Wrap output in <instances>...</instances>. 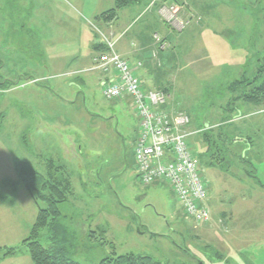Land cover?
<instances>
[{"label": "rangeland", "instance_id": "rangeland-1", "mask_svg": "<svg viewBox=\"0 0 264 264\" xmlns=\"http://www.w3.org/2000/svg\"><path fill=\"white\" fill-rule=\"evenodd\" d=\"M178 1L191 9V25L170 38L177 66L172 54L159 53L176 67L166 77L174 97L169 109L191 117L189 131L197 129L206 145L190 139L198 158L230 173L214 171L224 178L215 196L237 210L227 237L240 239L236 254L219 244L227 233L221 227L206 230L186 217L167 183L139 180L133 152L139 120L130 102L106 98L98 71L66 75L69 59L91 63L94 40H116L129 22L121 15L110 29L93 20L114 0H0V259L22 245L46 208L21 185L17 163L47 176L54 161L67 166L73 185L59 222L67 236L61 244L76 262L136 254L162 264H264V108L239 100V83L257 80L264 66V0H196L187 8V0ZM150 18L142 20L147 28L140 25L146 35L158 30ZM137 27L125 42L135 43ZM206 177L215 190L210 170ZM50 233L42 232L45 246ZM0 264L35 263L22 247Z\"/></svg>", "mask_w": 264, "mask_h": 264}, {"label": "built area", "instance_id": "built-area-1", "mask_svg": "<svg viewBox=\"0 0 264 264\" xmlns=\"http://www.w3.org/2000/svg\"><path fill=\"white\" fill-rule=\"evenodd\" d=\"M163 9L161 13L170 20ZM116 53L112 46L96 60V70L112 72L114 79L102 84L110 100L130 98L139 120V135L134 148L136 172L144 185L165 182L175 193L184 214L198 225L211 221L208 207V182L199 158L190 145L191 118L185 112L169 109V96L162 90L146 91L138 69Z\"/></svg>", "mask_w": 264, "mask_h": 264}, {"label": "crops", "instance_id": "crops-1", "mask_svg": "<svg viewBox=\"0 0 264 264\" xmlns=\"http://www.w3.org/2000/svg\"><path fill=\"white\" fill-rule=\"evenodd\" d=\"M185 1V0H184ZM196 0H187V2H185L186 4L184 5V7L187 8V3L191 4V5H195ZM195 2V3H194ZM163 9L166 10H171L173 9L174 12L168 13V16L170 17V20H168V18L164 17V15L161 13V11ZM185 8H183L180 5V2L178 0H154L152 2H146L144 4L141 5H136V6H131L129 8L124 9L120 14H119V18L120 16H125L129 18V22H125V26L121 28V30L119 31V35L118 38H116V40L112 41V39L105 37V39H103L102 41H99L98 38H96L92 44V50H93V60L91 63H88V61L86 59H84V57H74L73 59H69L68 63H66L65 65H69V68H72V72L67 73L66 75H75L76 73H83V72H93V71H98L100 73H102V84L104 82L110 81L112 79H114V74L112 72H108V73H104L102 71L96 70V60L101 56V54L105 53L104 50L106 49L107 52L109 50V46H112L113 50L118 53L122 58H124L125 60L129 61L130 63H132L133 65H136L137 63H141L142 66L138 69V75L142 80L144 89L146 91H153V90H162L164 91L170 98L173 97L172 91H171V83L166 79L168 74H171L172 71L174 69H176L175 66L170 65L169 67L167 66V63L164 60H159V53H164V54H169L171 55V58L169 59V61L174 62L173 64H175V62H179V57L178 55L175 54L174 50H173V45L170 42V38L172 37V34L177 31V22H181V19L178 17L179 12L180 13H185L184 14V19H188L186 20L184 23H188L189 22V14L191 13V9L188 8V10H184ZM67 12H70L68 9H66ZM101 13V11H99L98 13H95V15L93 16V20H95L96 16H99ZM144 15H149L150 21H155L156 24L158 25V30L154 31L147 34L146 35V30H142V27H146L147 25L146 23H148V21H143L144 19ZM213 15V14H212ZM211 15V16H212ZM211 16H208V19L211 18ZM175 20V22H170L171 20ZM207 19V21H208ZM117 20V21H118ZM117 21L110 23V24H106L103 23L101 25H103L104 27L109 26L110 27H114V24L117 23ZM140 25L142 27H140ZM190 22L187 25L188 28H190ZM138 26V27H137ZM135 27H137V33L132 37V39H136L135 43H133V45H131L129 42H125L124 38L127 36V34L129 33L128 31L134 29ZM111 29V28H110ZM110 29H107L106 31H109V35L110 37H114L116 36L115 34H117L116 32L110 31ZM113 29V28H112ZM145 34V35H143ZM198 35H196L197 37ZM160 40V42H158ZM139 42V43H138ZM99 46V47H98ZM98 48V49H96ZM154 49L153 51H151V49ZM181 51L183 52V47L180 46ZM151 51V52H150ZM134 58V61L132 62L130 58ZM78 58V59H77ZM141 58V59H140ZM184 60H186L188 62V56L184 55L183 57ZM164 65V66H162ZM49 66V65H48ZM166 67L167 70H164L162 72L160 71V68ZM177 66V65H176ZM161 77V79H160ZM164 77V78H163ZM35 82H33L32 84H38V80H33ZM31 83H26L21 87H16V88H20V89H24L26 87V85L28 86ZM20 89H16V90H20ZM59 98V97H58ZM174 98V97H173ZM130 104L132 103L130 98H126ZM122 101V100H121ZM68 104H71L70 101L67 102ZM177 104V102H176ZM132 105V104H131ZM205 127H208V124L205 125ZM197 129H192V131L196 132ZM198 136L194 135V137L192 136L191 139L196 140V142L199 144H201V146H203V148H206V145H204L203 139L202 137L197 134ZM242 143V142H241ZM77 152V149L74 151V153ZM243 154V158L245 157L246 152L242 151ZM203 156V155H202ZM201 156V157H202ZM237 158V157H236ZM206 159V158H205ZM201 160V158H200ZM202 165H203V170H204V177L205 180L208 181L206 174L207 171L210 170L212 172V177H214L215 179H211V181L214 184V189L213 185L209 183L208 185V207L211 211V221L209 224L206 225H198L203 226V228H205L206 230H210V229H219L221 227V231L223 232H227L225 237L223 238V240L221 241V246L224 247V249L230 253V254H236L234 251L237 250V246L239 245V241L240 239L238 238L237 240L232 239V240H228L227 237L228 235L233 232V230L235 229V227H237V221L235 220L236 215H237V210H235L233 208V205L231 204V200H227V203L229 204V206H225L223 205V198L219 197V199H217V197L215 196L216 194H221V193H217L218 189L215 185V183H218V188L219 185L221 187V182L223 181V177L220 175H217L214 173V171H219V173L221 174H229L230 173L223 171L219 166H212V165H208L205 164L204 161H202ZM64 167H67L65 164H61ZM134 166L136 167V162L134 160ZM207 168V169H206ZM137 173V172H136ZM232 176V175H231ZM237 183H242V179L236 177L233 175L232 177ZM251 178V177H249ZM71 181V178H70ZM72 183V181H71ZM73 187V185H72ZM264 189V186L262 187ZM217 189V190H216ZM216 191V192H215ZM238 241V242H237ZM214 246V245H212ZM208 248H212L210 245L207 246ZM220 256H225L223 255L222 252H219Z\"/></svg>", "mask_w": 264, "mask_h": 264}, {"label": "trees", "instance_id": "trees-1", "mask_svg": "<svg viewBox=\"0 0 264 264\" xmlns=\"http://www.w3.org/2000/svg\"><path fill=\"white\" fill-rule=\"evenodd\" d=\"M152 1L154 0H114V8L96 16L95 21L106 24L113 23L118 20L119 14L124 9ZM104 52L106 53L107 50L105 49ZM258 74L257 80L255 77V80L251 82L244 80L239 83L243 84L242 88H240L242 96L239 100L247 106L252 105L264 108V66L259 69ZM236 83L237 81L232 83V85ZM65 169L64 166L56 165V162L52 161L46 176L35 172L24 162L19 161L17 163V171L21 179V185L27 189L36 201H41L46 204V208L39 209L30 236L23 241L21 245L27 248L28 254L35 264H81L72 259L61 244L66 242L65 239L67 236H64L66 234V229L63 228L59 222L61 217L60 205L67 203L69 201V196L73 194L72 183ZM45 231L51 232L49 235V240L51 242L50 246H45L43 244L42 232ZM21 246L17 249H11L10 253L0 259V261L7 257H13L17 252H20L22 249ZM95 264L162 263L155 261L149 256L136 254L118 256L115 254L111 257H105V259Z\"/></svg>", "mask_w": 264, "mask_h": 264}]
</instances>
